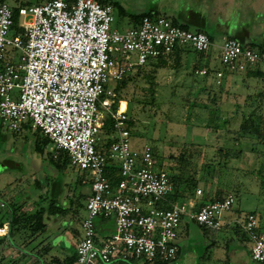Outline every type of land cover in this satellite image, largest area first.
I'll use <instances>...</instances> for the list:
<instances>
[{"label": "built area", "instance_id": "built-area-1", "mask_svg": "<svg viewBox=\"0 0 264 264\" xmlns=\"http://www.w3.org/2000/svg\"><path fill=\"white\" fill-rule=\"evenodd\" d=\"M113 21L112 5L98 0H46L19 6L16 16L13 5L0 1V123L13 132L28 123L56 150L67 151L71 165L91 176L73 264L171 261L179 250L176 240L185 217L215 230L238 223L248 238L251 258L264 264V231L256 214L225 218L236 199L233 193L203 204L168 201L174 191L169 173L157 166L149 145L132 148L128 104L116 99L117 82L136 66L177 47L206 53L215 41L204 31L184 28L153 12L126 30L112 28ZM8 46L21 51V62L5 61ZM218 46L221 63L232 70L264 60L232 37H223ZM208 72L205 66L195 69L197 75ZM213 72L219 84L224 72ZM108 116L114 133L106 154L100 132ZM108 158L120 161L115 184L105 174ZM201 193L197 188L196 194ZM97 218L114 221V232L100 241ZM3 228L5 234L8 226Z\"/></svg>", "mask_w": 264, "mask_h": 264}, {"label": "rangeland", "instance_id": "rangeland-1", "mask_svg": "<svg viewBox=\"0 0 264 264\" xmlns=\"http://www.w3.org/2000/svg\"><path fill=\"white\" fill-rule=\"evenodd\" d=\"M5 1L16 5L20 2L39 4L46 0ZM98 1L112 4V28L126 30L138 25L128 13L149 10L158 0ZM161 3L155 14L171 18L172 2ZM117 5L126 13L121 14ZM250 14L243 26L255 33L258 25H264V15ZM201 30L211 34L215 43L203 54L184 47L180 67H173L171 62L165 67H156L153 100L149 99L146 74L154 73L155 59L148 60L141 67L140 75L120 90L128 104L127 115L133 120L130 144L137 150L149 145L158 167L188 177L194 185H188L193 192L196 193L197 188L202 190L194 199L198 204L233 193L236 199L225 218L243 219L252 211L259 220V229L264 231V138L239 130L242 120L251 117L264 134V76H249L245 71L227 68L220 61L218 45L222 43V32L213 30L210 25ZM14 32L15 27H12L11 34ZM244 41V47L264 52V46L258 41L253 42L250 37ZM21 54L19 49L8 46L5 61L17 64L21 62ZM205 63L223 70L220 85L216 84L214 73L209 76L194 73L193 68ZM249 68L264 72V60ZM109 86L112 87L113 82ZM17 94L18 89H15L13 95ZM142 99L149 103L143 104ZM121 106L125 108L124 103ZM113 133L110 128L100 132L102 150L106 154ZM44 137L40 130L13 132L0 123V202L6 204L0 206V220L10 216V204L18 200H23L22 207L29 211L34 210V202L46 205L54 197L68 208V214L50 217L45 230L38 234L31 235L28 230L8 235L0 244V264H44L49 258L42 249L44 246L50 247L49 254L53 257L70 255L75 241L81 237V220L86 212L83 192L88 188L83 181L90 180L89 172L71 164L62 171L56 169L53 162L59 153L68 157L69 154L56 150L51 141L44 144ZM119 165L118 159H107V169L115 170L117 180ZM26 196L28 198H23ZM106 224L108 233L114 232L113 219L108 218ZM101 237L98 234L97 239ZM176 241L180 248L176 259L166 263L156 259L147 264H258L250 256L248 238L238 223L230 222L219 230H210L187 222L179 228Z\"/></svg>", "mask_w": 264, "mask_h": 264}, {"label": "trees", "instance_id": "trees-1", "mask_svg": "<svg viewBox=\"0 0 264 264\" xmlns=\"http://www.w3.org/2000/svg\"><path fill=\"white\" fill-rule=\"evenodd\" d=\"M0 1H4V0H0ZM68 1H71V0H68ZM23 5H29V4L26 2L25 3L20 2L16 5H13L15 16L17 14V8L19 6H23ZM117 8L121 14L126 13V11L123 8H121L119 5H117ZM150 14H152V11H150V10H146V11L139 12V13H128V15L130 16L132 21L136 24H139L141 22V19L143 18V16L150 15ZM183 27L188 28V26H186V25H183ZM209 36L211 39H213V37L211 35H209ZM183 48L184 47H177L171 53H169L167 55L160 56L158 58H155V62L153 64L154 73L146 74L147 75L146 80L148 82V91L150 93L149 99H151V100L154 99V91H155L154 90V85H155L154 80H155V75H156V69L158 67H162V66L165 67L170 62H171L170 65H172L173 67H176V68L180 67L181 58H182L181 56H182V52L184 51ZM250 48H253V47H250ZM263 53L264 52H262V54L261 53L260 54L264 57ZM201 54H203V53H201ZM143 65L136 66L134 69H132L130 72H128L120 81L117 82V84L115 86V91L117 92L116 99H125L121 96L122 94L120 93V90H122L124 88V86L127 85L128 81H133L135 79L136 75H140V70H141V67ZM205 65L209 70L208 74L205 76H209V74H213L214 73L213 70L215 68H212L211 66H209L206 63H205ZM196 68L197 67L193 68L194 73H195ZM242 71L247 72V74L249 76H251V75L255 76V77H263L264 76V72H262L260 69H253V68L248 67ZM215 82H216V80H215ZM221 83H222V80L218 85H220ZM142 102H143V104L149 103V101L146 99L145 100L142 99ZM116 106H117V104H116V102H114L112 109L114 110L116 108ZM129 122H130V128H132L133 120L130 118ZM109 128L112 130V118L110 116L105 118L104 125H103V129L108 130ZM23 129L30 130L31 127L28 123H26V124H24ZM239 130L241 132H244V133L250 131L253 134L257 135L258 137L264 138V134L260 130L259 125H255L253 123L251 117H247L246 119L242 120V122L239 125ZM130 131H131V129H130ZM49 141L50 140L47 136H45L42 139V142L44 144L48 143ZM153 154L155 156L154 152H153ZM53 164H54V167L56 169H58L60 171L64 170V168H66L67 165L70 164V160H69L68 155L59 153L57 158H55V161L53 162ZM168 173H169V177H170V182L172 183V185L174 187L173 193L168 196V201L174 202V201H177L179 198L184 199V197L188 196V193L190 194L193 192L188 185H191V186H194V185L192 184V182L190 181V179L188 177H182L176 173L175 174L171 173V172H168ZM105 174H106L107 178L111 181L112 184H115L117 182L115 170H111V168L110 169L108 168L106 170ZM83 196L85 197L84 194H83ZM218 199H220V198H218ZM214 200H217V199H213L211 201H214ZM10 205H11L10 206V216H8L7 222L0 221V227L3 228V225L5 223H7V226H8V230L5 234L0 232V234H2V235H0V237H2V238L4 236L8 237V235L13 236L15 234H20L21 231H28V230L30 231L31 235L38 234L39 232H42L45 230V228L47 226L46 220H49L50 217H52V216H60L61 217V216L68 214V208L60 205L54 197L50 198L46 205H41L38 208L31 210V211L23 210L22 204L18 205V203H13ZM164 205L166 206L167 203H164ZM200 226H202V225H200ZM2 228H0V230ZM205 228H208V227H205ZM208 229L215 230V229H211V228H208ZM97 241H100V240L97 239ZM46 248L49 250L50 247L47 246ZM179 252H180V248H179L176 256H178ZM173 260H171V261H173ZM166 262H170V261H165L164 263H166ZM47 264H58V259L56 257H52L51 260Z\"/></svg>", "mask_w": 264, "mask_h": 264}, {"label": "crops", "instance_id": "crops-1", "mask_svg": "<svg viewBox=\"0 0 264 264\" xmlns=\"http://www.w3.org/2000/svg\"><path fill=\"white\" fill-rule=\"evenodd\" d=\"M163 1L172 2V4L169 7V11L171 13L170 19L174 22H178L182 25H186L188 26V28L195 27L197 30H201L206 25H210L213 30L222 32L221 40L223 37L228 36L239 40L243 44L245 42L244 41L245 38L250 37L253 42L258 41L261 47L264 46V25L262 26L258 25V30H255V33H250L249 30H247V28L243 26L248 16L251 15L250 13L256 12L258 14L264 15V0H158L157 2H154L155 4L152 5L149 8V10L152 11L153 13H157L156 8H158L159 5L162 4L161 2ZM257 24L259 23L257 22ZM203 66L206 67V65ZM83 182L88 186V188L83 192L85 197L87 198V196L91 192L90 180L88 179L87 181H85L84 179ZM23 198H28V196ZM196 198H197V194L195 192H192L190 194L188 193V196L184 197V199L179 198L177 201H191L195 204H198L196 200H194ZM17 203L18 205L20 203L22 204L23 200H18ZM1 204L4 205L2 201L0 202V206H2ZM41 205H42L41 203L37 205V203L34 202L33 206L35 207L33 209H36ZM4 206H6V204ZM22 209L25 210L23 207ZM3 218H1L0 221L7 222L8 217L7 218L3 217ZM107 221L108 219L105 218H99L98 220L96 219L97 236L98 234L102 236L100 240L105 239L109 234H111L108 233V231L106 230ZM187 222H193V221H186L183 218L181 222V226L185 225ZM4 225H7V223H5ZM5 238L6 237L4 236L2 239H0V244L1 242H4ZM77 241L78 240L75 241V249L72 254L70 255L66 254L65 256H61V257L55 256L58 259V264H73L74 262L73 260L75 259V255H76ZM42 249L45 250V252L47 253L46 255H48L49 257L44 262V264H47L51 260L53 255L49 254V250L46 248V246H44ZM176 258L177 256L175 257V259Z\"/></svg>", "mask_w": 264, "mask_h": 264}, {"label": "bare ground", "instance_id": "bare-ground-1", "mask_svg": "<svg viewBox=\"0 0 264 264\" xmlns=\"http://www.w3.org/2000/svg\"><path fill=\"white\" fill-rule=\"evenodd\" d=\"M122 103H124L125 106H126V103H125L124 101H122L121 104H122ZM121 104H120V109H124V108L121 106ZM1 230L4 232V231H5V228H2ZM1 230H0V232H2Z\"/></svg>", "mask_w": 264, "mask_h": 264}]
</instances>
